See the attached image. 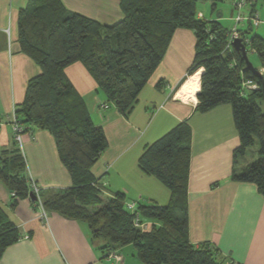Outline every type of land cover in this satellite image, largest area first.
I'll list each match as a JSON object with an SVG mask.
<instances>
[{
    "label": "trees",
    "instance_id": "obj_1",
    "mask_svg": "<svg viewBox=\"0 0 264 264\" xmlns=\"http://www.w3.org/2000/svg\"><path fill=\"white\" fill-rule=\"evenodd\" d=\"M210 1L216 10V0ZM198 2L122 0L124 16L112 24L72 11L62 0H28L20 10V49L41 70L29 79L24 100L16 105L17 121L23 132L34 125L53 135L60 160L71 177L69 187L40 188L44 208L86 222L97 245L104 238L98 249L105 257L110 253L123 257L124 252L145 264H238L227 263L216 246H196L189 239L192 127L187 120L148 143L138 159L144 173L157 177L168 188V203L136 201L132 210L128 202L135 200H128L123 192L105 194L93 167L108 147V139L66 75V67L74 62L83 63L108 101L128 115L164 58L177 28L194 30L195 55L187 73L192 75L203 68L195 111L203 113L231 104L240 137L231 179L254 183L264 197V75L246 69L243 53L228 47L231 29L220 17H200ZM252 29L249 24L241 32L249 35L248 52H255L264 67V38L251 35ZM246 80L258 87L244 89ZM255 144L258 158L235 168ZM26 172V158L17 142L0 151V180L13 194L12 206L30 197ZM137 214L140 222H153L148 230L136 225ZM20 236L18 226L0 206V258Z\"/></svg>",
    "mask_w": 264,
    "mask_h": 264
},
{
    "label": "crops",
    "instance_id": "obj_2",
    "mask_svg": "<svg viewBox=\"0 0 264 264\" xmlns=\"http://www.w3.org/2000/svg\"><path fill=\"white\" fill-rule=\"evenodd\" d=\"M121 1L62 0L68 9L104 24L115 23L124 16ZM27 2L0 0V151L16 145L14 107L23 102L29 79L41 70L21 51L18 42L20 10ZM195 45L194 30L177 28L164 58L128 115L108 101L83 63L74 62L66 67V75L108 139V147L93 172L100 178L106 195L121 191L128 200L168 203V188L157 177L144 173L138 159L148 143L187 120L192 127L190 241L196 246H216L227 263L264 264V197L254 183L231 179L234 150L240 144L231 104H221L203 113L195 111L203 72L201 68L192 75L187 73ZM254 66L262 68L261 63ZM193 77L198 83L195 98L181 97ZM103 103L108 106L102 107ZM23 139L28 177L43 190L69 187L71 177L60 160L53 135L33 125L24 132ZM255 155L243 157L235 168L245 167L258 158ZM12 202V192L0 180V206L21 234L18 241L4 250L0 264H145L131 253L122 252L120 261L105 257L84 221L56 211H47V220H43L30 197L19 199L16 206ZM152 223L147 222L150 226Z\"/></svg>",
    "mask_w": 264,
    "mask_h": 264
},
{
    "label": "rangeland",
    "instance_id": "obj_3",
    "mask_svg": "<svg viewBox=\"0 0 264 264\" xmlns=\"http://www.w3.org/2000/svg\"><path fill=\"white\" fill-rule=\"evenodd\" d=\"M249 4L245 5V7L241 10L242 15L245 16V18L242 21H237L236 17L238 16L239 12L234 8L231 0H216L214 1L217 6L216 10L213 9V1L210 0H199L198 2V10L203 12V16L205 18H214L216 19L219 17V13H222L223 16L220 17L222 24L228 28L231 29H242L246 30L249 27V17L253 16L255 13H258L260 17V24L258 26H252L253 29L251 31V35L258 34L264 38V0H253L254 3H252V0H248ZM230 31V33H231ZM238 31V30H237ZM248 35V34H247ZM249 36V35H248ZM229 44V41H228ZM247 46H250V44H247ZM232 48H235L232 45ZM249 59L255 64L259 65V57L256 53H253L252 51H249L248 53ZM262 75H264V67L262 66L261 69H258ZM102 106V105H101ZM16 110V106L14 107ZM14 112V111H13ZM16 113V112H15ZM13 122V121H12ZM15 139V138H14ZM254 149L256 151L254 152ZM257 156L258 154V144H255L252 148H250L247 158H251L252 155ZM151 226L147 225L145 230H148ZM104 242V238L98 240V248L100 245H102ZM97 244V243H96Z\"/></svg>",
    "mask_w": 264,
    "mask_h": 264
},
{
    "label": "built area",
    "instance_id": "obj_4",
    "mask_svg": "<svg viewBox=\"0 0 264 264\" xmlns=\"http://www.w3.org/2000/svg\"><path fill=\"white\" fill-rule=\"evenodd\" d=\"M232 4L234 6V8L239 12L238 16L236 17L237 21H242L245 16L242 15L241 10L245 7V5H247V3L249 4L248 0H231ZM253 1V0H252ZM254 3V1L252 2ZM199 16L200 17H204L203 13L200 11L199 12ZM249 24H251L252 26H258L261 22L260 17L258 15V13H255L253 16H250L249 18ZM238 30V31H237ZM242 29H232L231 33L229 34V44L228 47H232V43L235 39L240 38L243 43L246 45L247 50L249 49L250 46H247V44L250 43V38L248 35H244L243 32H241ZM258 87V84L253 82L252 80H246L243 82V88L244 89H255ZM108 105L106 103L102 104V107H107ZM16 110L14 109L13 112V130H14V138L15 141L18 143L19 147L23 150V127L21 126V124L17 121V117H16ZM30 178V177H29ZM30 187H31V191L34 192V194L37 196V200L36 202L38 203V207L40 209V217L43 220H47V211L44 208L43 205V200L42 197L40 195V187L38 186V184L36 183V181L32 178H30ZM128 207L132 210H134L137 207V203L136 201H129L128 202ZM139 215L137 214L136 217V225H140L141 228L146 229L145 227L148 225L147 222H140L139 220ZM109 258H114L115 260L120 261L122 259V256L119 255L118 253H110L108 255Z\"/></svg>",
    "mask_w": 264,
    "mask_h": 264
},
{
    "label": "water",
    "instance_id": "obj_5",
    "mask_svg": "<svg viewBox=\"0 0 264 264\" xmlns=\"http://www.w3.org/2000/svg\"><path fill=\"white\" fill-rule=\"evenodd\" d=\"M221 15L222 13H219V16ZM232 45L235 47V49L243 53V56L246 61V69H249L255 74L262 76L261 72L254 66L253 62L249 59L248 50L246 48V45L243 43V41L240 38H237L233 41ZM30 199L33 201L37 200V196L32 191L30 192Z\"/></svg>",
    "mask_w": 264,
    "mask_h": 264
},
{
    "label": "bare ground",
    "instance_id": "obj_6",
    "mask_svg": "<svg viewBox=\"0 0 264 264\" xmlns=\"http://www.w3.org/2000/svg\"><path fill=\"white\" fill-rule=\"evenodd\" d=\"M197 78L196 77H193L191 79V85L189 88H187V90L185 89L184 93H181V97H183V95L185 96H190L192 98H195V95H196V91L198 90V87H197Z\"/></svg>",
    "mask_w": 264,
    "mask_h": 264
}]
</instances>
